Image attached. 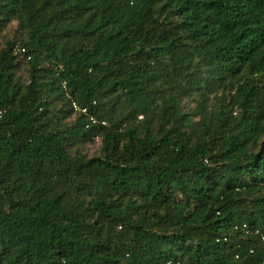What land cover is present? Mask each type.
I'll return each mask as SVG.
<instances>
[{
    "label": "trees",
    "instance_id": "16d2710c",
    "mask_svg": "<svg viewBox=\"0 0 264 264\" xmlns=\"http://www.w3.org/2000/svg\"><path fill=\"white\" fill-rule=\"evenodd\" d=\"M262 235L264 0H0V264H264Z\"/></svg>",
    "mask_w": 264,
    "mask_h": 264
},
{
    "label": "built area",
    "instance_id": "2783aa9c",
    "mask_svg": "<svg viewBox=\"0 0 264 264\" xmlns=\"http://www.w3.org/2000/svg\"><path fill=\"white\" fill-rule=\"evenodd\" d=\"M20 50H21L22 52H25V47H21ZM72 106H73V108H74L75 110L79 109V105H77L76 102H73V103H72ZM82 110L85 111L86 108H83ZM91 119H92L93 122H95V119H94L93 117H91ZM262 242L264 243V235H262ZM167 264H181V263H180V261H178V260H177V261H175V260H169V261L167 262Z\"/></svg>",
    "mask_w": 264,
    "mask_h": 264
},
{
    "label": "rangeland",
    "instance_id": "374dc122",
    "mask_svg": "<svg viewBox=\"0 0 264 264\" xmlns=\"http://www.w3.org/2000/svg\"><path fill=\"white\" fill-rule=\"evenodd\" d=\"M15 25V24H14ZM98 148V145H94L90 148L91 152H94Z\"/></svg>",
    "mask_w": 264,
    "mask_h": 264
}]
</instances>
